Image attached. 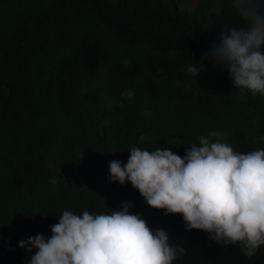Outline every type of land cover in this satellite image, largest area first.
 Segmentation results:
<instances>
[{"label":"trees","instance_id":"1","mask_svg":"<svg viewBox=\"0 0 264 264\" xmlns=\"http://www.w3.org/2000/svg\"><path fill=\"white\" fill-rule=\"evenodd\" d=\"M216 5L0 0V264H26L32 253L18 241L50 236L62 209L104 212L126 200L188 249L174 264H264V252L221 248L185 229L181 213L148 205L130 181L109 179L110 161L126 162L132 144L183 155L216 128L238 150L264 147V96L241 94L209 60L197 76L186 72L233 26ZM128 88L132 101L120 95Z\"/></svg>","mask_w":264,"mask_h":264},{"label":"clouds","instance_id":"2","mask_svg":"<svg viewBox=\"0 0 264 264\" xmlns=\"http://www.w3.org/2000/svg\"><path fill=\"white\" fill-rule=\"evenodd\" d=\"M221 8L233 26L202 53L201 62L187 63L186 72L197 76L209 60L227 68L241 94L264 96V3L217 0L216 10ZM120 95L135 98L131 88ZM142 115L150 119L151 109ZM229 137L227 129L210 128L183 155L132 144L126 162L110 161L109 179L130 181L148 205L165 214L181 213L185 229L204 230L209 242L255 257L264 252V147L241 151ZM138 140H146L144 132ZM131 205L126 200L104 212L62 209L50 236L37 233L18 241L32 253L26 264H174L187 254L184 244L172 242L167 230L152 227Z\"/></svg>","mask_w":264,"mask_h":264}]
</instances>
